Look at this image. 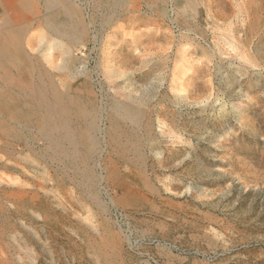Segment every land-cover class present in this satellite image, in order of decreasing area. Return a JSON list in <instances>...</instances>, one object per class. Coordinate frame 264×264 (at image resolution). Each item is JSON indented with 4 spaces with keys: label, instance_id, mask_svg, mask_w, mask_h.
<instances>
[{
    "label": "rangeland",
    "instance_id": "1",
    "mask_svg": "<svg viewBox=\"0 0 264 264\" xmlns=\"http://www.w3.org/2000/svg\"><path fill=\"white\" fill-rule=\"evenodd\" d=\"M0 264H264V0H0Z\"/></svg>",
    "mask_w": 264,
    "mask_h": 264
},
{
    "label": "crops",
    "instance_id": "2",
    "mask_svg": "<svg viewBox=\"0 0 264 264\" xmlns=\"http://www.w3.org/2000/svg\"><path fill=\"white\" fill-rule=\"evenodd\" d=\"M63 36L66 37V34H64Z\"/></svg>",
    "mask_w": 264,
    "mask_h": 264
}]
</instances>
